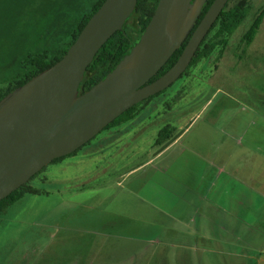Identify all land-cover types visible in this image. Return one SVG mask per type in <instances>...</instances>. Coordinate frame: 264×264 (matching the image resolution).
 <instances>
[{"label":"rangeland","instance_id":"rangeland-1","mask_svg":"<svg viewBox=\"0 0 264 264\" xmlns=\"http://www.w3.org/2000/svg\"><path fill=\"white\" fill-rule=\"evenodd\" d=\"M248 1L252 8L234 33L216 37L217 26L208 34V40L217 41L210 56L141 103L133 118L103 129L77 156L66 157L62 165L61 160L49 163L30 181L41 190L52 189L75 172L73 183L101 186L125 174V200L130 203L125 239L104 235L99 240V247L124 252L125 261L115 264H264V18L253 42L242 41L264 0ZM166 124L175 128L172 136L154 145ZM116 137L118 142L107 145L111 155L84 154L99 141ZM159 151L152 164L127 174ZM220 159L226 165L215 163ZM211 160L215 164L203 170L201 165ZM45 173L48 181L42 180ZM42 199L26 194L3 215L0 264L15 259L8 257L9 251L39 218L34 216L42 213ZM147 202L158 208L143 207ZM86 209L79 207L78 213ZM63 225L79 226L71 221ZM96 228L99 233L116 231L100 223ZM22 245L12 264H21ZM29 247L33 255L22 264H40V241Z\"/></svg>","mask_w":264,"mask_h":264},{"label":"water","instance_id":"water-1","mask_svg":"<svg viewBox=\"0 0 264 264\" xmlns=\"http://www.w3.org/2000/svg\"><path fill=\"white\" fill-rule=\"evenodd\" d=\"M229 0H159L140 40L114 70L79 94L88 66L122 29L138 0H105L62 59L0 101V200L56 158L88 143L132 106L167 89L187 70ZM175 64L150 81L180 48Z\"/></svg>","mask_w":264,"mask_h":264},{"label":"trees","instance_id":"trees-1","mask_svg":"<svg viewBox=\"0 0 264 264\" xmlns=\"http://www.w3.org/2000/svg\"><path fill=\"white\" fill-rule=\"evenodd\" d=\"M104 1L0 0V101L29 79L62 59ZM213 1L207 0L196 25ZM158 2L159 0L153 2L152 0H138L123 28L108 39L88 66L79 87V94L104 79L125 55L130 53L151 21ZM251 8L252 5L248 0H236L231 6L227 3L209 33L217 26L216 37L234 33L247 18ZM263 18L264 6L243 35V42L247 44L253 42ZM208 34L201 42L189 67L198 63L202 58L210 56L216 48L217 41L208 40ZM187 41L174 52L150 81L163 75L175 64ZM222 41L226 42V40ZM156 95L132 106L106 128L133 118L137 107ZM174 130L175 128L171 124H166L160 129L155 144H163L172 136ZM79 149L69 155L75 154ZM65 157L56 158L52 162H58ZM38 173L9 196L0 200V222L8 209L26 194L43 193L41 189L30 183Z\"/></svg>","mask_w":264,"mask_h":264},{"label":"crops","instance_id":"crops-1","mask_svg":"<svg viewBox=\"0 0 264 264\" xmlns=\"http://www.w3.org/2000/svg\"><path fill=\"white\" fill-rule=\"evenodd\" d=\"M179 138L180 136L171 141L170 144L175 143ZM117 140L118 137L112 139V141H99L98 146L89 148V153L85 152L84 154L88 157L95 154L102 157L107 154L111 155L112 153L108 152L112 151V148H107V145L118 142ZM160 154L161 151L130 170L127 174L145 165L152 164L155 157L160 156ZM72 156H77V153L66 157L72 158ZM65 158L58 162V164H64L67 160ZM78 160L85 161V158L80 157ZM225 161L224 159H220L216 160L215 163L226 165ZM215 163L212 162L208 166H205V163L201 166H203V170H208V167ZM69 176L71 178L66 184L57 185L52 189H42L43 193L41 194H33L36 196L43 195V199L41 200L43 209L40 211L42 213L34 216H39V218L33 220L31 222L32 225L30 227L27 226L24 232H21L19 236L20 241L14 244L13 248L9 251L8 257L16 259L17 248H21L19 245L24 242V246L22 245L24 253L20 254L22 264L24 257L26 260L33 255L29 250V246L32 247L40 241L43 248L40 264H115L121 260V262L125 261L123 251L116 254L109 247H99V240H103L105 238L104 235L116 240L125 239V213L127 211L125 209H128L130 204L125 200V187L123 183L125 174L117 178L115 183L108 182L109 185L104 184L101 186L85 184L83 180L82 185L81 183H73L71 180L77 178V173L75 172L69 173ZM49 179L51 178L48 176V173H45L42 180L48 181ZM115 187L120 189H116ZM102 201L104 202L101 203ZM36 202H38L37 199H35L34 203ZM82 206L87 207L86 211L78 213L80 211L78 210L79 207ZM145 206L154 209L158 208L148 202L144 203L143 207ZM93 209H101L103 211L100 214H96L95 211H92ZM73 210L76 211L73 212ZM7 213L8 211L5 214ZM64 221L67 223L71 221L79 226L67 227L63 225ZM99 223L109 225V228L115 227L116 231L107 230L99 233L96 228ZM83 241H85V244ZM107 245H109L108 242ZM98 248H108L109 250H99ZM111 252L112 254H110ZM101 257H104V260ZM15 259L10 263L12 264ZM115 260L117 261L115 262ZM2 264H8V261L4 260Z\"/></svg>","mask_w":264,"mask_h":264},{"label":"flooded vegetation","instance_id":"flooded-vegetation-1","mask_svg":"<svg viewBox=\"0 0 264 264\" xmlns=\"http://www.w3.org/2000/svg\"><path fill=\"white\" fill-rule=\"evenodd\" d=\"M198 20V19H197ZM197 23V22H196ZM191 34H192V31H191V33L189 34V36L187 37V39L186 40H188L189 38H190V36H191ZM185 40V41H186ZM184 44V43H183ZM186 45V44H185Z\"/></svg>","mask_w":264,"mask_h":264}]
</instances>
